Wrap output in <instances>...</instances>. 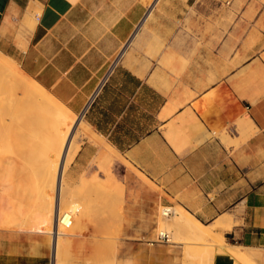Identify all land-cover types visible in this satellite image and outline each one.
I'll return each instance as SVG.
<instances>
[{
  "label": "crops",
  "instance_id": "crops-1",
  "mask_svg": "<svg viewBox=\"0 0 264 264\" xmlns=\"http://www.w3.org/2000/svg\"><path fill=\"white\" fill-rule=\"evenodd\" d=\"M154 1L0 0V52L90 132L78 139L68 177L103 178L104 165L126 180V226L152 227L158 205L178 206L205 226L223 220L226 243L257 264L253 256L264 250V0H219L235 10L217 49L199 48L192 29L185 42L153 38L140 54L130 42ZM185 2L193 18L198 0ZM169 246L134 239L128 264H169ZM49 254L47 245L27 256ZM235 263L225 250L212 258Z\"/></svg>",
  "mask_w": 264,
  "mask_h": 264
},
{
  "label": "rangeland",
  "instance_id": "rangeland-1",
  "mask_svg": "<svg viewBox=\"0 0 264 264\" xmlns=\"http://www.w3.org/2000/svg\"><path fill=\"white\" fill-rule=\"evenodd\" d=\"M226 6L219 0H198L193 4L192 18L189 2L157 0L148 9L150 12L132 38L130 48L141 54L143 44H149V41H154L153 38H157V42L158 38L185 42L193 29L199 48L211 46L217 49L234 21L235 9ZM155 28H164L160 37L154 34L157 32ZM7 78L0 75V250L5 246L8 256L0 254V258H10L8 264H128V250L134 239H163L168 245H174L169 246L173 251L169 264H203L200 258H189L184 253L185 249L199 252L207 247L205 250L211 252L215 242L198 237L194 226L184 223L190 216L178 206L167 208L158 205L152 215V227L126 226V180L118 178L110 167L105 168L104 165L99 166L103 178L94 173L87 178L82 175L81 178L70 179L67 174L69 164L66 167L59 205L62 212L68 210L75 216L71 218L74 222L72 230L69 228L68 232L66 229L65 234L58 237L57 255L54 256L53 229L50 233L41 224L47 208L51 209L55 203L56 184L51 171L57 154L49 159L43 133L45 129L42 132L47 124L42 119L48 120L47 113L52 114L53 110L42 107L40 112L42 108L35 110L30 103L26 105V98L30 96L23 94V89L32 80L27 75L26 85ZM26 124L29 130H26L28 127L22 129ZM79 125L82 124L76 128L79 129ZM165 209L170 213L164 215ZM162 231L164 235L160 234ZM222 236L228 241L225 234ZM47 245L50 247L48 258L27 256L33 254L36 248H46ZM256 253L253 260L264 264V250H257ZM210 255L207 262L212 264L213 255Z\"/></svg>",
  "mask_w": 264,
  "mask_h": 264
},
{
  "label": "bare ground",
  "instance_id": "bare-ground-1",
  "mask_svg": "<svg viewBox=\"0 0 264 264\" xmlns=\"http://www.w3.org/2000/svg\"><path fill=\"white\" fill-rule=\"evenodd\" d=\"M156 0L154 1V3ZM0 75L3 77H8L14 79L18 83H24L26 79V75L23 71L19 70L17 63L9 56L3 54L0 52ZM28 77V76H27ZM25 84V83H24ZM29 84V85H28ZM24 87L23 94H28L30 98H26L27 103L26 105H33L35 107V110L43 108H51L50 110H53L51 113L48 114V120L47 119H42L43 121L46 120L45 128L41 127L43 126L42 124L39 125L45 132L44 138L45 141L47 142L46 147L48 146V150L46 149V152L48 153L47 155L49 156V159L52 158V156L57 154V159L56 157L54 158V165H53V171H51V176L53 172V181L56 183L57 189L55 191V203L54 207L47 208L46 213L44 214V218L41 220L42 226H44L48 232H50V229H53L52 234H53V255L56 256V248L58 247L57 245V239L58 237L66 231L69 228L71 229V226L74 222H72L73 219H70V221L67 219V216L70 215L71 218L72 216H75L74 214H71V211L69 212L68 210L65 212H62L60 209V197H62V184L64 181V170L66 168L67 163L69 160H71L72 156L75 154V152L78 150V139L83 138V136H88L90 132L86 129L84 125H79L80 128L78 127V117L74 112L71 110L67 109L64 107L57 99H55L51 94H49L47 91H45L39 84H37L34 80H30L29 83ZM26 85V84H25ZM21 86V85H20ZM43 108L41 109L40 112H42ZM46 112H49V109H46ZM38 111H36L37 113ZM44 112V111H43ZM35 115V113H34ZM46 115V114H45ZM47 116V115H46ZM41 120V119H40ZM39 121V120H38ZM25 124V123H23ZM40 124V123H39ZM29 125V124H28ZM23 126V125H22ZM32 125L30 124V127ZM28 127V128H26ZM36 127V125H34ZM21 128V126H20ZM26 128V130H29V126L24 125L22 129ZM32 128V127H31ZM21 131V130H20ZM34 131V130H33ZM24 132V131H23ZM40 132V131H39ZM22 133V132H21ZM28 133V131H27ZM30 133V132H29ZM22 136L23 133L21 134ZM76 139V137H78ZM25 137V136H24ZM23 138L24 141L26 139ZM21 138V139H22ZM40 138H42L40 136ZM39 138V139H40ZM14 141V140H13ZM42 141H44L42 139ZM21 144V143H20ZM29 144V143H28ZM22 145H25L22 144ZM47 162H50L49 160ZM47 164V163H46ZM49 164V163H48ZM48 166V165H46ZM51 165H49L50 167ZM48 168V167H47ZM46 168V171H47ZM50 167V169H52ZM49 170V169H48ZM50 171V170H49ZM47 173V172H46ZM50 172L47 174L49 175ZM51 177V178H52ZM59 185V188H58ZM43 210V209H42ZM62 213H61V212ZM43 215V213H41ZM65 214V215H64ZM163 214L167 215L168 210L165 209L163 210ZM179 215L182 216L181 212H179ZM75 218V217H74ZM40 222V221H39ZM184 223L188 225H193L194 226V231L198 235V237L202 239H207L215 242V248L211 252L205 249H202L201 251H193L189 248L185 249V254L189 258H200L202 259L203 264H210V262H207V258L210 255H214V253L220 252V251H227L229 254L235 257L237 263L241 264H254L251 262L248 258H246L242 252L240 251L239 247L235 245H231L226 243L224 240V237L222 234L219 232L220 229H223L224 227L229 228V225L225 226V223L223 220H217L214 222L211 227L205 226L201 224L200 222L193 220L189 217V220H186ZM227 224V223H226ZM40 227V225H38ZM44 228V230H45ZM46 230V231H47ZM72 230V229H71ZM69 232V230H68ZM68 232H66L68 234ZM51 233V232H50ZM66 234V235H67ZM161 235H164V231L160 233ZM212 245V244H209ZM203 247V246H202ZM213 247V246H212ZM209 248H211L209 246ZM250 248V247H249ZM247 255V254H246ZM186 259V258H185ZM184 259V260H185ZM57 261V260H56ZM209 261V260H208ZM189 262V260H188ZM235 263V264H237ZM57 264V263H54Z\"/></svg>",
  "mask_w": 264,
  "mask_h": 264
},
{
  "label": "built area",
  "instance_id": "built-area-1",
  "mask_svg": "<svg viewBox=\"0 0 264 264\" xmlns=\"http://www.w3.org/2000/svg\"><path fill=\"white\" fill-rule=\"evenodd\" d=\"M168 213H170V211H169ZM64 215H65V214H64ZM67 219L70 221V219H71V216H70V215H68V216H67Z\"/></svg>",
  "mask_w": 264,
  "mask_h": 264
}]
</instances>
